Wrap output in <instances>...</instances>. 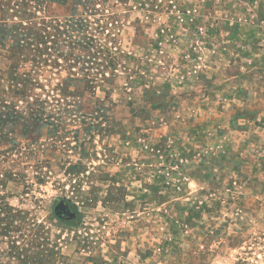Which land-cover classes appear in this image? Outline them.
Wrapping results in <instances>:
<instances>
[{
  "label": "rangeland",
  "instance_id": "1",
  "mask_svg": "<svg viewBox=\"0 0 264 264\" xmlns=\"http://www.w3.org/2000/svg\"><path fill=\"white\" fill-rule=\"evenodd\" d=\"M0 264H264V0H0Z\"/></svg>",
  "mask_w": 264,
  "mask_h": 264
},
{
  "label": "water",
  "instance_id": "2",
  "mask_svg": "<svg viewBox=\"0 0 264 264\" xmlns=\"http://www.w3.org/2000/svg\"><path fill=\"white\" fill-rule=\"evenodd\" d=\"M55 215L62 220H72L77 218V212L72 211V207L65 201H60L54 209Z\"/></svg>",
  "mask_w": 264,
  "mask_h": 264
},
{
  "label": "flooded vegetation",
  "instance_id": "3",
  "mask_svg": "<svg viewBox=\"0 0 264 264\" xmlns=\"http://www.w3.org/2000/svg\"><path fill=\"white\" fill-rule=\"evenodd\" d=\"M72 211H75V209L74 208H72ZM76 218H73L72 220H69V221H73V220H75Z\"/></svg>",
  "mask_w": 264,
  "mask_h": 264
}]
</instances>
